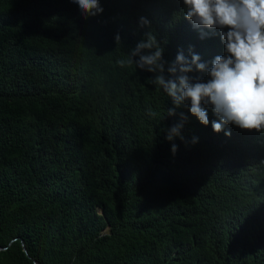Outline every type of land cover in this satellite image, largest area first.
Listing matches in <instances>:
<instances>
[{"label": "trees", "instance_id": "16d2710c", "mask_svg": "<svg viewBox=\"0 0 264 264\" xmlns=\"http://www.w3.org/2000/svg\"><path fill=\"white\" fill-rule=\"evenodd\" d=\"M100 5L0 0V264H264V133L168 116L154 74L117 63L149 30L166 68L223 55L219 35L183 0Z\"/></svg>", "mask_w": 264, "mask_h": 264}, {"label": "clouds", "instance_id": "9594fccd", "mask_svg": "<svg viewBox=\"0 0 264 264\" xmlns=\"http://www.w3.org/2000/svg\"><path fill=\"white\" fill-rule=\"evenodd\" d=\"M81 14L95 16L103 12L100 0H74ZM184 15L201 38L219 35L224 54L211 61H202L199 54L188 48V55L178 51L173 62L165 67L164 48L154 33H144L127 58L117 63L121 67L134 64L136 68L154 74L149 81L171 98L174 107L167 108L168 116L176 109L187 107L203 125L209 121L210 107L217 117L212 129L219 133L234 124L241 129L264 133V0H183ZM140 27L151 28V21L141 16ZM120 42L119 34L115 37ZM138 57V59H133ZM205 73L206 78L191 75ZM149 115L157 114L149 110ZM180 121L166 129V139H183L181 130L188 116L179 113ZM165 115L161 118L163 120ZM160 120V121H161ZM225 135L231 136L230 131ZM198 138H193L195 143ZM172 152L177 145L172 144Z\"/></svg>", "mask_w": 264, "mask_h": 264}, {"label": "water", "instance_id": "95a60500", "mask_svg": "<svg viewBox=\"0 0 264 264\" xmlns=\"http://www.w3.org/2000/svg\"><path fill=\"white\" fill-rule=\"evenodd\" d=\"M100 212H101V210H100ZM23 248H24V250L26 251V249H25V247L23 246Z\"/></svg>", "mask_w": 264, "mask_h": 264}]
</instances>
